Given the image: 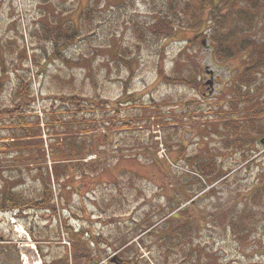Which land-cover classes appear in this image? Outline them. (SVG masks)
Here are the masks:
<instances>
[{"label": "rangeland", "instance_id": "rangeland-1", "mask_svg": "<svg viewBox=\"0 0 264 264\" xmlns=\"http://www.w3.org/2000/svg\"><path fill=\"white\" fill-rule=\"evenodd\" d=\"M40 1L0 0V104L10 102L17 71L29 72L38 111L55 97L76 95L99 106L107 102L120 129L109 133L99 121L102 109L96 107L98 128L89 135L102 150L105 142L100 137L109 134L116 146L114 156L127 157L119 156L116 162L111 155L88 156L85 163L102 160L106 169L76 182L74 189L80 191L64 197L66 207L59 200L56 218L34 212L14 217L0 211V264H52L65 256L69 264H88L87 258L74 259L78 252L73 241L82 230L90 232L83 247L89 238H104L112 246L91 245L96 264H264V200L252 196L264 186V133L250 132L247 122L264 106V98L259 93L245 103L235 91L252 66L250 54L219 60L214 46L204 45L201 31L186 28L185 4H180L186 0ZM188 1L194 9L202 6L200 0ZM88 9L93 10L90 24ZM259 16L253 37L262 42L264 5ZM161 17L169 21L168 38L163 37L165 31L153 29ZM66 24L80 37L68 48L56 46L47 30ZM170 25H176L172 32ZM168 78H195L201 84L195 90ZM210 82H216L213 92L208 90ZM131 123L135 127L121 128ZM188 157L220 165L209 197L190 192L192 182L183 176L188 174ZM167 158L175 171L165 173L154 166L155 160ZM5 169L7 179L16 173L12 164ZM224 175L228 181H218ZM37 188L31 181L19 187L30 195ZM173 203H181L197 226V255L192 260L183 250L184 242L169 249L167 232H150L164 226ZM240 230L249 233L238 235ZM124 242L130 243L127 258L119 251Z\"/></svg>", "mask_w": 264, "mask_h": 264}, {"label": "trees", "instance_id": "trees-1", "mask_svg": "<svg viewBox=\"0 0 264 264\" xmlns=\"http://www.w3.org/2000/svg\"><path fill=\"white\" fill-rule=\"evenodd\" d=\"M46 1L41 0L40 2L45 3ZM200 2L202 5L200 9H194L192 3L188 0L185 3H180L185 4L184 13L182 14L189 21L186 28L192 31H201L202 36L206 37V41L203 42L204 45L207 42V45L212 47L211 49L214 46L215 55L221 61L233 59L239 53L248 52L250 54L249 59H252V66L246 68L239 82L240 85L238 84L235 90L237 99L245 103H252V100L259 93L264 98V37L262 42H259L255 36L253 37L257 29L256 26L260 21L259 13L264 5V0H200ZM172 4H175V1ZM92 11V9H88L86 14H90L87 18L89 24L94 19ZM205 11L209 12L207 21L204 20ZM70 25L49 28L47 36H50L51 42L56 46L63 45V47L68 48L76 43L80 37L79 31ZM168 26L169 21H167V18L161 17L153 29L165 31L163 37L168 38ZM174 26L170 25L169 32L175 30L176 27ZM203 27L207 28L205 32L202 30ZM238 36H244L245 39L235 42L234 38ZM24 55L26 56V54ZM17 72V86L11 91L10 102L2 101L0 104V211L17 213V215L21 213V216L28 212H34L36 215L46 214L56 218L59 200L62 202L61 205L66 207L63 204L65 202L64 197L73 195L77 189V191H80L81 188L74 189L76 182L87 180V178L93 177L92 175L99 174L100 169H106L102 167L104 166L102 160L85 163L84 161L88 156L96 154L100 157H109L111 155L116 162L119 156L120 158L127 157L125 154L117 155V158L114 156L116 155V146L114 142L108 140L109 134L106 133L100 137L105 142L102 150H99L98 144H94L95 140L92 139V135H89L98 128L99 121L104 126L109 127V133L117 131L116 129H120V126L115 123L116 112L109 103L103 102L100 103V106L98 104L93 105L76 95L58 100L56 97L50 98L51 102L42 107V113L45 112L46 114L42 121L37 113L38 106L35 92L32 91L31 78L26 77L29 72ZM257 77L259 78L255 79ZM168 81L177 85L186 84L187 87L195 90L199 89L198 86L201 84L195 78L193 80L168 78ZM96 107L102 109V117L99 121L94 114ZM91 112L93 113L91 114ZM252 116L247 121L249 122L248 126L251 128L250 132L264 133V106L258 108ZM135 125L132 123L126 124L122 125L121 128L123 126L135 127ZM48 137L50 139L49 143L47 142ZM223 141L229 143L228 139ZM107 146H110V149L106 150ZM48 161L52 163L50 166L47 164ZM192 161H195L194 165H191ZM9 164L16 167L14 170L16 173L13 177L7 179L5 178V167ZM153 164L157 168L163 169L165 173L166 171H175L168 160L162 162L155 160ZM187 164L189 165L186 172L188 174L183 176L190 180L187 183L192 182L193 188L190 192L195 195L202 193L200 197L204 195L209 197L213 193L212 189L209 190V187L216 182L212 178L220 172V165L217 162L202 163L197 160V157H188ZM181 171L184 170L182 169L178 173ZM228 178L229 176L224 175L219 177L218 181L223 179L222 182H226ZM29 181L38 187L31 195L29 192L24 193L19 189L20 186H25ZM196 186L198 187L197 190L194 188ZM253 195H259L264 200V186L254 190ZM257 205H259V201ZM180 208L181 203L171 206L170 211L164 217V226L160 229L155 228L150 232L153 231V234L158 233V230L162 233L167 232V244L171 246L169 249L173 248V243L178 242L176 245L180 246L179 241L184 242L183 250L186 256H190V260H192L197 255V251L193 249L197 247L194 238L198 230L197 226L193 225L186 208ZM178 214L183 215L185 221L179 219ZM251 219V216L246 218L247 221ZM232 222L234 220H231L230 227L236 233V224ZM149 226L152 227V225ZM247 226L250 227V223ZM169 231L172 232V235ZM244 231L240 230L237 234L249 233L248 230ZM89 234L90 232L87 230L75 234L79 239L76 237L73 241V249L78 252L74 259L78 261L87 258L89 260L88 264H96L91 256L95 248L93 249L91 245H96L97 249L102 246L108 248L112 246L104 238H89L87 246L83 247L81 242ZM31 235L35 238L32 232ZM177 237L179 238L178 241ZM129 245L130 243L124 242L120 246L119 251L122 256L126 257L124 253L130 251ZM68 262L69 258L65 256L54 260L52 264H69ZM193 264H195V261Z\"/></svg>", "mask_w": 264, "mask_h": 264}, {"label": "flooded vegetation", "instance_id": "flooded-vegetation-1", "mask_svg": "<svg viewBox=\"0 0 264 264\" xmlns=\"http://www.w3.org/2000/svg\"><path fill=\"white\" fill-rule=\"evenodd\" d=\"M212 78L214 79V78H216V77H212ZM210 85H211V86L208 88V90H209L210 92H213V90L215 89L216 82H214V83L211 82Z\"/></svg>", "mask_w": 264, "mask_h": 264}]
</instances>
